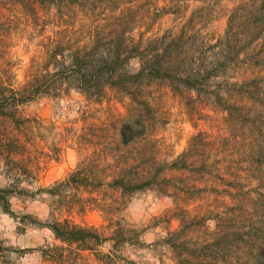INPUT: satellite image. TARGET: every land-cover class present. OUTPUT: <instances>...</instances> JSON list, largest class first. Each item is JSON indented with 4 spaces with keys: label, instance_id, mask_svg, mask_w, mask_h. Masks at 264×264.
I'll list each match as a JSON object with an SVG mask.
<instances>
[{
    "label": "clouds",
    "instance_id": "9594fccd",
    "mask_svg": "<svg viewBox=\"0 0 264 264\" xmlns=\"http://www.w3.org/2000/svg\"><path fill=\"white\" fill-rule=\"evenodd\" d=\"M0 264H264V0H0Z\"/></svg>",
    "mask_w": 264,
    "mask_h": 264
}]
</instances>
